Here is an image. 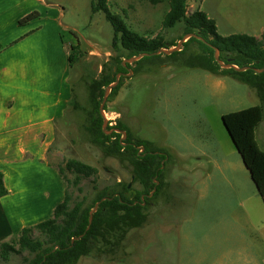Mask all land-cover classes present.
<instances>
[{
    "label": "rangeland",
    "instance_id": "374dc122",
    "mask_svg": "<svg viewBox=\"0 0 264 264\" xmlns=\"http://www.w3.org/2000/svg\"><path fill=\"white\" fill-rule=\"evenodd\" d=\"M45 1L58 4L67 37L77 45L70 82L78 110L69 105L55 123L48 153L50 166L63 168L71 203L83 195L91 198L116 181L140 190L127 162L105 155L85 130V110L90 107L87 85L103 66L115 65L116 58L131 69L120 72L125 75L118 76L117 94L108 97V92L102 113L107 126L120 119L132 141L147 140L168 154L162 187L149 202L146 223L127 233L114 257H82L76 264H264V202L221 121L223 114L261 106L256 139L264 151V102L256 90L232 76L177 66L176 61L200 51L197 45L187 47L185 55L127 62L124 51L111 46L113 29L104 14L91 13V0ZM168 2L107 0V6L131 31L177 43L184 35L183 24L162 26ZM196 9L214 21L221 36L246 34L259 39L264 31V0H187V14ZM68 52L72 53L69 46ZM68 159L95 167V178H81L74 185L76 175L65 168ZM38 236L35 231L33 237ZM23 256L14 254L0 264H22Z\"/></svg>",
    "mask_w": 264,
    "mask_h": 264
},
{
    "label": "trees",
    "instance_id": "16d2710c",
    "mask_svg": "<svg viewBox=\"0 0 264 264\" xmlns=\"http://www.w3.org/2000/svg\"><path fill=\"white\" fill-rule=\"evenodd\" d=\"M186 3L187 0H169L162 26L172 28L177 23H182L184 34H196L217 48L222 62H230L239 68L249 66L250 69L242 72L221 69L213 58V49L195 37L188 38L179 51L170 55L163 56L161 53L153 55L159 49H169L176 43L164 41L159 35L147 38L131 31L119 15L110 12L107 0H91L90 9L93 14L98 11L104 14L113 29L112 48L116 51H124L126 58L148 53L149 56L145 57L162 60L179 54L185 55L187 47L197 45L200 48L199 52L186 55L187 58L176 61V65L200 68L214 75L232 76L233 79L254 88L259 99L264 102V70L261 73L255 72L256 69H262L264 66V32L259 39L246 34L221 36L216 31L214 21L204 12L196 9L187 14ZM37 16L36 12H32L19 19L18 23L22 25ZM76 47L77 45L70 46L72 53ZM72 53L69 52L68 57L70 66L74 55ZM128 69H131L130 65L122 66L121 60L116 58L115 65L103 66L98 78L91 79L87 85L90 107L85 110L87 122L85 130L90 140L105 155L127 162L131 168L132 181L140 184V190L137 191L121 181H116L112 185L102 187L91 198L83 195L80 200L71 203L72 198L65 188L63 199L54 207L50 218L34 226L25 227L16 236L0 242V262L7 263L12 255L22 253H25L22 264H76L81 257L112 258L121 248L127 233L146 223L149 202L162 187L161 176L168 154L165 150L152 146L147 140L132 141L120 119L115 121L114 126H107L106 130L125 131L124 140H120L122 136L120 133H104L102 116L98 112L104 89L115 81L117 73L127 72ZM120 86L121 79L110 90L108 97L116 95ZM71 90L70 105L74 111H77L78 106L74 102L73 89ZM105 110L106 106L103 107V111ZM261 119L262 107L259 105L221 115L222 124L240 155L258 195L264 202V151L255 139V129ZM140 147L143 148L142 151H139ZM65 168L76 175L74 185H77L81 178L94 179L97 173L95 167L76 159L66 160ZM57 171L65 182L63 168L58 167ZM153 179L158 181V184H155ZM153 187L155 191L149 196ZM6 193L0 174V196ZM103 197L106 199L99 203L86 230L89 211ZM35 231L38 232V237H33ZM82 234L81 238L71 242L73 238Z\"/></svg>",
    "mask_w": 264,
    "mask_h": 264
},
{
    "label": "crops",
    "instance_id": "0c3cea01",
    "mask_svg": "<svg viewBox=\"0 0 264 264\" xmlns=\"http://www.w3.org/2000/svg\"><path fill=\"white\" fill-rule=\"evenodd\" d=\"M32 12L38 16L19 25ZM62 16L55 2L0 0V174L7 191L0 196V242L50 218L64 196L48 162L55 123L72 98L68 46L75 43ZM156 235L153 229L150 239Z\"/></svg>",
    "mask_w": 264,
    "mask_h": 264
},
{
    "label": "water",
    "instance_id": "95a60500",
    "mask_svg": "<svg viewBox=\"0 0 264 264\" xmlns=\"http://www.w3.org/2000/svg\"><path fill=\"white\" fill-rule=\"evenodd\" d=\"M190 37H195V38H197L198 40H200V41H202V42H205L200 36H198V35H196V34H193V33H186V34H184V35L182 36V38L176 43V45H175L174 47H171V48H169V49L161 48V49H159L158 51L154 52L153 55H157V54H160V53H161V54H165V55H170V54L173 53V52L179 51V50L181 49V47H182L183 42H185V41H186L188 38H190ZM205 43L213 49V58H214L215 62L218 64V66H219L221 69H233V70L238 71V72H242V71H246V70L250 69L249 66H244V67H240V68H239V67H237V66L231 64L230 62H225V63L222 62V61L219 59V52H218L217 48L211 46V45H210L209 43H207V42H205ZM147 55H149V54H147V53H141V54H139V55H137V56H132V57L128 58L126 61L129 62V61L139 60L140 58H142V57H144V56H147ZM263 69H264V66H263V68H262L261 70H263ZM120 74L125 75L124 73H118V74H116V76H115V81H114L112 84L108 85V86L105 88V90H104V92H103V95H102V99H101L100 105H99L98 112H99V114L102 116V129H103L104 133H106V134H110L111 132H117V133H120V134L122 135L120 140H124V139L126 138V133H125V131H120V130H118V129H111V130H108V131L106 130V127H107V121H106V119H105V118L103 117V115H102V113H103V106H104V103H105V101H106V97H107V95H108V92H109L113 87H115V86L118 84V82H119V80H118V76H119ZM141 149H142V148H141ZM154 191H155V187L153 188L152 192L149 193V196H150L151 193H153ZM105 199H106V197L101 198L99 201H97V202L93 205L92 209L89 211V214H88V224H87V226H86V230H88V228H89V226H90V224H91V221H92V215H93V213L96 211V209H97L99 203H100L101 201L105 200ZM82 236H83V234L80 235V236H78V237H76V238H73L71 242H73L74 240H77V239L81 238Z\"/></svg>",
    "mask_w": 264,
    "mask_h": 264
}]
</instances>
